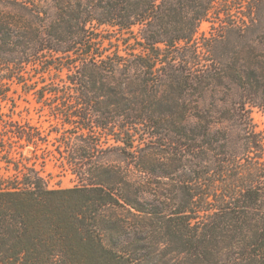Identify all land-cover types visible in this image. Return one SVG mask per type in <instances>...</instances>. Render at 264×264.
Listing matches in <instances>:
<instances>
[{
    "label": "trees",
    "instance_id": "1",
    "mask_svg": "<svg viewBox=\"0 0 264 264\" xmlns=\"http://www.w3.org/2000/svg\"><path fill=\"white\" fill-rule=\"evenodd\" d=\"M18 88L77 185L14 156L48 140L5 119ZM252 106L264 0H0V264H264Z\"/></svg>",
    "mask_w": 264,
    "mask_h": 264
},
{
    "label": "rangeland",
    "instance_id": "2",
    "mask_svg": "<svg viewBox=\"0 0 264 264\" xmlns=\"http://www.w3.org/2000/svg\"><path fill=\"white\" fill-rule=\"evenodd\" d=\"M209 22H203L200 28L201 32H208L211 28ZM98 31L109 37L113 43H121L123 37L129 36L119 31L112 30L108 26L98 27ZM120 39V40H119ZM109 40H106L108 44ZM225 90L221 89L216 93L217 96L224 95ZM4 110L9 116L5 119L17 121L21 125L29 124L39 129L42 135L47 137V141L40 143L39 149L34 151V146L17 147L14 156L22 158L21 153L25 157L24 163L30 167H35L42 176H44L52 187L69 188L78 184V179L72 173L70 167L63 163L57 151L55 154L48 153L44 150H55L60 144V139L56 138L59 134L56 132L58 124L56 119L50 112L48 106L37 102L34 94H26L20 88L17 93H13L11 100L3 104ZM251 116L256 125V129L264 133V111L258 106L250 107ZM60 127V126H59ZM2 128V127H1ZM115 158V157H114ZM116 159H119L118 157ZM0 165L5 166V162ZM13 171V170H12Z\"/></svg>",
    "mask_w": 264,
    "mask_h": 264
}]
</instances>
